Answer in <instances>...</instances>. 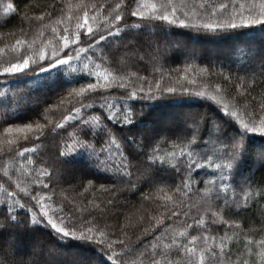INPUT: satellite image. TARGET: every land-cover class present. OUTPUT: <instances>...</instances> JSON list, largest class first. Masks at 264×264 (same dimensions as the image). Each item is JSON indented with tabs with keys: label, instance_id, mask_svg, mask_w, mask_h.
Returning <instances> with one entry per match:
<instances>
[{
	"label": "snow or ice",
	"instance_id": "6c2138e0",
	"mask_svg": "<svg viewBox=\"0 0 264 264\" xmlns=\"http://www.w3.org/2000/svg\"><path fill=\"white\" fill-rule=\"evenodd\" d=\"M0 8V264H264V0ZM177 28L227 34V63Z\"/></svg>",
	"mask_w": 264,
	"mask_h": 264
},
{
	"label": "trees",
	"instance_id": "16d2710c",
	"mask_svg": "<svg viewBox=\"0 0 264 264\" xmlns=\"http://www.w3.org/2000/svg\"><path fill=\"white\" fill-rule=\"evenodd\" d=\"M9 2V0H0V5L6 4ZM12 3L22 7V3L26 2V0H11ZM9 23L5 26L3 30L8 31L12 28L13 25L19 26V17L15 13H10L9 14ZM3 20V15H2V8H0V22ZM176 34H174L171 39L173 42L178 43L176 39L183 38L187 41V44L185 45L186 48H188V44L190 43L188 40H193L194 43L197 44L196 50L204 57L203 60H197V63H206L209 58H207L205 52L210 45H213L221 50L219 53L218 57L214 58L218 61H224V63H227V53L228 49L231 47L233 41L227 38V34H197L195 32H191L186 29H175L174 30ZM180 33H183L184 35H179ZM189 42V43H188ZM255 43L257 46H264V36H261L259 33L256 35ZM175 56V63H169L166 64L165 67H176L177 64L183 63V57L180 56L178 53L174 54ZM212 59V58H211ZM11 83V82H10ZM17 88L22 90V94L26 97L29 98L30 100V106L32 102L39 101L41 106H43V103L45 101L48 102H54L55 101V96L57 93H61V89L55 87L53 84L50 82H45L42 86H36L33 84H29L28 81L26 80L23 84L15 85ZM64 87H68V85H64ZM62 94V93H61ZM121 93L117 91L115 93L116 96H119ZM192 100L195 102L189 103L188 105L185 106V110L188 108H191L192 110H200L203 111V108L201 107L202 104L205 102L202 100H198L195 97H192ZM31 117V113L29 112L27 115L24 116L22 121H16V122H26L29 118ZM117 129L120 128L119 125L115 126ZM77 168H83L82 165H78ZM86 169H83L79 174L83 177L84 173L86 172ZM259 175V173H257ZM86 178H92L90 176ZM97 183H107V181L100 179L97 181ZM121 199H127L131 201H136L138 199V193L136 196H132L128 193H124L121 197Z\"/></svg>",
	"mask_w": 264,
	"mask_h": 264
},
{
	"label": "rangeland",
	"instance_id": "374dc122",
	"mask_svg": "<svg viewBox=\"0 0 264 264\" xmlns=\"http://www.w3.org/2000/svg\"><path fill=\"white\" fill-rule=\"evenodd\" d=\"M177 41H178V43L179 44H181L182 45V47H185V45L187 44V41L185 40V39H183V38H179V39H176ZM189 42V46H188V49H191V48H193V47H195V48H197V44L196 43H194L193 42V40H188ZM186 43V44H185ZM211 47H209L208 49H207V51L205 52V54H206V56H207V58H209V59H214V58H216V57H218V55H219V53L221 52V50L219 49V48H217V47H215V46H213V45H210Z\"/></svg>",
	"mask_w": 264,
	"mask_h": 264
}]
</instances>
